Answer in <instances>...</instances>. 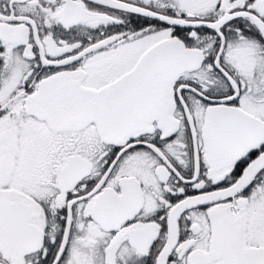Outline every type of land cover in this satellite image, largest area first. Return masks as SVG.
<instances>
[{"label":"snow or ice","instance_id":"1","mask_svg":"<svg viewBox=\"0 0 264 264\" xmlns=\"http://www.w3.org/2000/svg\"><path fill=\"white\" fill-rule=\"evenodd\" d=\"M0 264H264V0H0Z\"/></svg>","mask_w":264,"mask_h":264}]
</instances>
